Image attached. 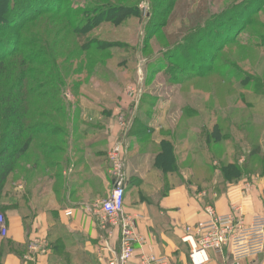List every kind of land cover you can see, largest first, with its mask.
<instances>
[{
	"label": "crops",
	"instance_id": "0c3cea01",
	"mask_svg": "<svg viewBox=\"0 0 264 264\" xmlns=\"http://www.w3.org/2000/svg\"><path fill=\"white\" fill-rule=\"evenodd\" d=\"M160 73L151 75L154 79ZM130 96H125L123 108L115 110L92 109L88 106L92 100L85 97L80 125L69 124L75 121L69 118L54 125L39 120L32 131L18 133L19 156L0 185V214L8 227L7 237L0 239V264H23L35 239H45L49 245L38 264H106L98 260L103 232L96 205L112 190L108 153L115 148L124 158L125 212L136 218L137 230L146 239L145 245L136 247V257L129 264H138L141 255L192 264L191 246L182 237L187 227L196 232L211 220L208 208L217 215L234 214L244 225L256 215L264 216V135L258 146L261 166L249 167L244 156L219 160L213 155L205 164L200 154L205 147L192 136L198 132L192 125L195 115L186 120L182 111L176 126H171L168 110L154 109L148 114L139 110L129 125L126 116L139 106L142 95ZM70 112L53 114L67 117ZM91 120L102 125L93 139L84 125ZM162 143L173 145L172 169L157 164ZM195 148L202 149L196 152ZM110 245L119 253L118 232ZM210 256V264H264V253L239 262L231 259L228 250Z\"/></svg>",
	"mask_w": 264,
	"mask_h": 264
},
{
	"label": "rangeland",
	"instance_id": "374dc122",
	"mask_svg": "<svg viewBox=\"0 0 264 264\" xmlns=\"http://www.w3.org/2000/svg\"><path fill=\"white\" fill-rule=\"evenodd\" d=\"M71 2L78 3L77 7L84 4V0ZM136 4L138 17L126 20L118 27L102 25L89 35L96 42L113 43V47L101 53H91L94 60L90 59L91 62H96L93 67L85 63L78 66L82 60L84 62L86 53L82 59L74 61L75 64L65 60L67 51L57 48L51 54L52 50L45 46L42 29L32 32L30 37L22 38V46L19 48L13 43L18 31L10 29L9 25L0 27V45L3 40L8 43V50L20 51L6 58L7 70L0 89V152L11 141L10 137L14 133L10 151L3 159L18 151V133L32 131L39 120L54 125L65 123V119L69 118L70 121L75 120L69 124L80 125L79 115L81 110L85 111V97L92 100L93 105H88L92 109L115 110L125 106L126 97L141 94L139 106L126 116L127 124L134 122L136 111L148 114L154 109H166L170 113L167 124L176 126L183 111L186 120L193 118V115L197 117L192 125L198 132L195 130L192 136L193 139L201 140L205 150L195 148L194 151L201 150L205 164L213 155L219 160L224 156H232L234 159L244 156L248 159L249 167L261 166L262 151L258 146L259 139L264 135V2L136 0ZM163 12H166L165 18L158 16ZM233 12L236 14L235 19L241 12L245 14L242 24H245L246 29L236 39L223 27L224 24L238 27L230 22L229 16ZM90 16H85V19ZM156 23H162L164 27L156 28ZM202 25L206 29H201V36L197 34L202 39L197 44L193 34ZM185 38L191 39L182 45V49L172 47ZM25 42L30 47L23 46ZM96 48V45L91 46V50ZM176 51L179 54L175 60L169 61L166 55ZM0 52H3L1 47ZM193 54L199 55L196 60L201 59L203 62H196L198 65L190 62L185 67L183 60ZM37 56L41 60H36L37 65H32L30 59ZM42 61L49 62L48 67L55 64L56 68L46 74L45 70H38L36 75L30 73L31 68H39ZM24 62L26 66H23ZM79 67L85 68L81 75L74 73ZM158 70L161 73L153 79L151 74ZM47 74L60 87L58 92L52 93L55 94L53 97L42 99L39 96L41 92L50 89L39 87L40 93L29 90L37 88V80L44 81ZM174 75H178L182 84L175 86L170 82ZM35 78V83L30 84ZM144 82L145 85L142 84ZM98 95L101 97L95 99ZM56 110L61 113L72 112L67 117L56 116L53 114ZM90 122L84 125L88 131H92L89 138L93 139L99 136L97 131L102 129V125L92 120ZM189 124L186 123V126ZM215 124L220 127L223 137L220 145H216L213 140L206 143ZM214 146L218 148L217 151ZM12 161L15 165L16 161Z\"/></svg>",
	"mask_w": 264,
	"mask_h": 264
},
{
	"label": "trees",
	"instance_id": "16d2710c",
	"mask_svg": "<svg viewBox=\"0 0 264 264\" xmlns=\"http://www.w3.org/2000/svg\"><path fill=\"white\" fill-rule=\"evenodd\" d=\"M90 1H93L97 4L94 5V3ZM256 2L261 4L264 2V0H256ZM77 6L78 3H72L71 0H0V27L9 25L10 29L13 28L18 31L13 43L19 48L22 46V38L25 36L30 37L32 32L42 29L41 32L44 34L46 41L45 46L48 47V50H52L51 54H53V52L59 48L60 51H67L68 56L67 59H65L66 61L74 62L78 59H82V57H84V53H86L84 62L82 60L78 66H81L85 63V65L93 67V65H96V62H91V60H93L91 53H101L102 51L113 47V43L102 41L96 42V39L89 35L92 32L98 30L102 25L118 27L124 24L126 20H129L132 17H138V5L136 4V0H84V4H81V7ZM87 15L92 16L85 19V16ZM235 15L236 14L233 12V15L229 17L230 22H234V26H238L237 28H232L233 26H228V24L223 25V27L229 31L233 39H236V37L241 35V33L246 29L245 24H242L245 14L241 12L239 17L236 19ZM158 16L165 18L166 12H163ZM20 21H22V24H20ZM197 24L194 25V27L197 26ZM155 27L163 28L164 24L156 23ZM200 27V29L197 27L195 29V33L193 34L195 35L194 41H198L197 44L202 42L200 37L201 29H206L203 27V25ZM199 33L200 36L197 35ZM190 39L191 38H185L184 40H179L172 47H179L180 50L182 49V45L184 43L190 42ZM1 43H3L0 45L3 52H0V89L3 75L7 70L6 58L13 57L20 52L16 49L8 50V43L3 40ZM93 45H96L97 48L91 50V46ZM23 46L30 47L26 42L23 43ZM178 51L169 52L166 56L168 60L173 62L179 54L177 53ZM196 56L199 55L193 54L186 56V58L183 60V65L186 67L190 65V62H192V65L197 64L196 62L202 63L203 61L201 59L196 60ZM36 60L38 61L41 59L39 56L34 59H30L32 65H37L38 62ZM44 61L39 64V68H31L30 73H34V75H36L38 70H45L46 74V72L50 73L52 69L56 68L55 64L48 67L49 62ZM24 64L25 65L23 66H26L25 62ZM73 64H75V62ZM84 69V67H79L78 69L76 68L74 73L81 75L83 74V71H85ZM177 77L178 75L172 76L170 82L180 83L181 80L179 77ZM35 81L36 78L32 79L30 84H34ZM36 85H38V87L34 88L33 90H29V92L40 93L38 89L39 87L44 90L50 89L48 92H41L40 95L38 94L42 99L46 96L53 97L55 94L52 93L56 91L58 92V87H60V85L55 83L54 78H52L50 74L49 76L47 74V77L44 81L37 80ZM18 138L19 137L17 136V139ZM222 139L223 137L221 129L217 124L213 127L208 141L213 140L215 144H220ZM10 140L11 141L6 143V146H4L0 152V185L3 183V181H5L13 169L14 162L12 159L16 161L19 156L18 151H16L12 152L5 159H3V156H5L10 151V146L14 140L13 132ZM173 157V145L171 143H162L160 153L157 157V164L159 167L164 170L172 169Z\"/></svg>",
	"mask_w": 264,
	"mask_h": 264
},
{
	"label": "built area",
	"instance_id": "2783aa9c",
	"mask_svg": "<svg viewBox=\"0 0 264 264\" xmlns=\"http://www.w3.org/2000/svg\"><path fill=\"white\" fill-rule=\"evenodd\" d=\"M108 161L112 190L108 198L98 201L96 205L98 226L103 232V245L98 252V260L106 264H129L136 257V247L145 245L146 239L137 230L136 218L125 212L126 175L121 151L118 148L111 150ZM207 212L211 215V220L196 232L187 227L182 237V241L191 246L192 264H210L211 253L220 256L225 250L229 251L234 262L257 258L264 253L263 215L254 216L249 224L244 225V220L241 218L237 221L234 214L217 215L211 208ZM115 231L120 239L119 253L110 245ZM7 235V222L0 214V239ZM48 250L49 245L45 239L33 240L23 257V264H38L39 258L46 256ZM138 264L176 263L169 257L141 255Z\"/></svg>",
	"mask_w": 264,
	"mask_h": 264
}]
</instances>
